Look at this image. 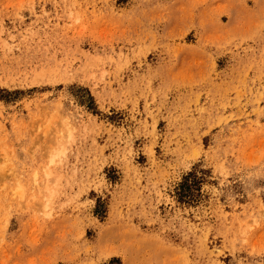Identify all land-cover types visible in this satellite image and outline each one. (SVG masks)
<instances>
[{
    "label": "rangeland",
    "instance_id": "obj_1",
    "mask_svg": "<svg viewBox=\"0 0 264 264\" xmlns=\"http://www.w3.org/2000/svg\"><path fill=\"white\" fill-rule=\"evenodd\" d=\"M0 264H264V0H0Z\"/></svg>",
    "mask_w": 264,
    "mask_h": 264
}]
</instances>
